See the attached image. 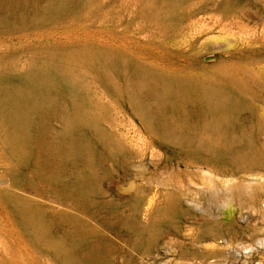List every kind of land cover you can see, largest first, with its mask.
<instances>
[{"label":"rangeland","instance_id":"rangeland-1","mask_svg":"<svg viewBox=\"0 0 264 264\" xmlns=\"http://www.w3.org/2000/svg\"><path fill=\"white\" fill-rule=\"evenodd\" d=\"M30 63L80 84L17 139L0 121V264H264V0L0 5V88L15 93ZM137 72L231 93L226 128L207 127L199 89L143 100ZM43 129L95 144L90 182L82 156L46 164Z\"/></svg>","mask_w":264,"mask_h":264},{"label":"bare ground","instance_id":"bare-ground-1","mask_svg":"<svg viewBox=\"0 0 264 264\" xmlns=\"http://www.w3.org/2000/svg\"><path fill=\"white\" fill-rule=\"evenodd\" d=\"M18 1L21 0H0V5L9 7ZM56 7V4H50L44 6L40 12L47 15L56 9ZM65 70L61 67H54L53 70L49 71V69H43L33 64L27 69L24 81L15 93L0 88V100L4 103L12 102L14 104L10 111L6 110L8 112H5L3 108L1 110L4 111L0 113V121L6 122L15 128L14 139L25 134L28 127V116L34 109L45 112L61 106V84L68 82L73 88L78 87L80 83L72 84L67 75L68 71L66 73ZM103 72L107 74L106 68L103 69ZM137 76L139 87L144 88L141 96L143 100L153 95L159 99L160 103L170 102L173 98L180 97L192 89L201 90L207 95L211 106V119L207 127L215 130H224L226 128L228 118L223 113V110L234 100L231 93L229 94V92L217 88L208 90V88L199 87L189 80H179L174 83L172 79H164L160 75L151 72H137ZM158 80L161 82V87L156 86ZM82 100L84 99L82 98ZM72 116V118L77 117L78 112L73 111ZM91 123L95 127L99 139L103 142L107 141L108 137L98 125V122L93 119ZM35 140L44 155L46 164L50 168H61L66 160L82 156L87 162L86 174L83 176L82 182H90L93 179L97 168V158L96 147L91 140L86 139L85 141L75 142L69 139L68 136H64L52 141L46 129L40 130ZM15 143L20 145V140H16ZM259 186L261 188L263 185L260 184ZM258 189V186L252 187L250 194L254 193V191L256 192Z\"/></svg>","mask_w":264,"mask_h":264}]
</instances>
